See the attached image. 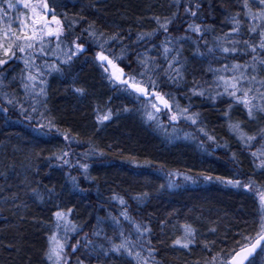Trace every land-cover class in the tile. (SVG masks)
Wrapping results in <instances>:
<instances>
[{
    "label": "trees",
    "instance_id": "trees-1",
    "mask_svg": "<svg viewBox=\"0 0 264 264\" xmlns=\"http://www.w3.org/2000/svg\"><path fill=\"white\" fill-rule=\"evenodd\" d=\"M62 2L64 7L57 9V15L65 35L86 41V51L65 63L63 53L70 47V39L46 37L43 49L47 55L38 48L34 55L40 61L45 59L50 75L43 93L39 91L44 97L32 99L34 102L24 101L18 94L26 92L20 78L25 72L23 59L5 66L6 73L13 72L15 79L6 89L0 88V264H51L45 253L48 237L56 231L54 214L69 209V220L76 227V232H69L72 244L80 240L83 245L91 239L97 248L101 243L107 246L105 235L119 242L117 233L122 230L145 247L150 241L157 264H209L212 257H218L215 264H220L226 252L238 243H247L244 237H256L261 219L254 192L225 182L240 179L244 183L251 178L264 186V175L257 167L259 159L251 155L264 141L247 148L230 125L239 123L246 135L259 139L264 135V117L249 119L241 105L229 107L208 86L214 83L222 63H244L250 58L224 60L219 52L213 56L204 41L185 32L186 25L177 20L167 35L175 38L172 46L181 52L178 67L183 79L172 83L165 79V73L152 75V79L155 90L172 103L173 109L178 104L179 109L188 108V115L198 114L197 124L190 120L173 124L162 115L158 125L144 114L152 111V99L137 98L108 78L94 58L101 50L97 40L102 43L119 35L118 41L105 44V54L123 55L116 62L127 76L143 71L137 61L145 56L155 57L158 66L166 67L162 47H152V43L161 45L165 35L158 33L152 42L139 43L137 37L157 30L155 17L179 12L182 19L192 22L183 11L187 0H179V7L174 6L177 0ZM203 9L201 19L206 18L211 29L205 40L213 47L217 38L230 31L228 18L240 8L233 0H206ZM69 21L74 22L72 28H68ZM90 24L98 34L96 38L83 31ZM185 35L191 40L179 44ZM136 78L143 79L145 86L149 83L146 77ZM197 84L205 90L204 96L190 91ZM21 105L28 111L22 112ZM109 110V120L98 119ZM49 122L60 132L50 130ZM60 133L76 142L66 141ZM64 152L69 153L65 157L68 164L56 158ZM85 163L87 172L80 167ZM185 176L191 179L185 180ZM122 211L150 232L139 237L130 220L120 215ZM112 217H118L120 224ZM186 225L195 230V236L189 248H182L174 240L184 241ZM100 229L101 235L94 236L93 232ZM62 233L63 228L58 235ZM91 249L88 245L76 253L69 250L70 264H76L77 258L84 264H129L128 259L108 262L103 256L97 258ZM253 260L254 264H264V254L260 251Z\"/></svg>",
    "mask_w": 264,
    "mask_h": 264
},
{
    "label": "snow or ice",
    "instance_id": "snow-or-ice-1",
    "mask_svg": "<svg viewBox=\"0 0 264 264\" xmlns=\"http://www.w3.org/2000/svg\"><path fill=\"white\" fill-rule=\"evenodd\" d=\"M205 2L206 0H187V6L183 8V11L192 22L182 19L179 12H175L171 16L155 17V23L158 25L157 30L153 33L138 35V43L143 41L152 42L158 33L165 35L161 45L152 43V47L154 49L162 47L166 67L158 66L155 57L145 56L137 61L143 71L136 75L126 76L124 69L119 67L116 62L117 60H122L123 55L116 56L111 51L105 54V44H109V40L118 41L120 39L119 35H113L102 43L97 40V46L101 50L94 54V58L100 62V66L108 73V78L113 82H119L120 85L124 86L125 90H130L131 94L137 95V98L151 95L152 100L158 102V104L151 103L153 111H145L144 114L148 121H155L159 125L158 113L160 112V106H162L169 113L170 122L184 118L185 120H190L192 124H197L195 117L198 114L188 115V108L179 109L177 104V111L173 112V105L169 103V100L164 95L155 90L157 85L155 80L152 79V75H158L159 73H165V79L172 83H178L183 79L181 68L178 67L181 64V52L179 48L172 46L175 38L167 35L169 26L174 25L177 20L186 25L185 32L197 35L199 40L204 41V47L213 56L219 52L224 54V60H236L237 57H240V59L250 58L245 60L244 63H222V67L216 71L214 83L209 85L208 88L214 89L216 97L226 100L229 107L233 104L241 105L246 110L249 119L255 120L257 117H264V0H233L234 5H238L240 11L228 18V23L231 25L230 31L225 33L223 38H217V42L213 47H208V42L205 40V36L211 29L207 26L206 18L201 19ZM174 6H180L179 0ZM61 7H64L62 0H52L51 3H49V0H15V2L13 0H0V81L6 79L4 73L7 69L5 66L9 65L10 61L23 59L24 68L27 70V75L25 76L24 73H21L20 77L23 88L26 92L35 90L38 78L43 75L39 68H36L37 75H33L30 70L34 67L33 54L35 50L38 48L40 53L47 55L43 49L46 37H55L58 41L62 36L64 39H70V34L65 35L64 24L57 15V9ZM254 7L255 11L253 10ZM209 9L211 10V5H209ZM10 10L15 15H9ZM196 21H199V23ZM14 24L16 27H13ZM51 25H54V27ZM73 25V21L68 22V28H72ZM83 31L87 32L88 36L92 38H96L98 35L95 31H92L91 24ZM100 35L102 36V34ZM190 40L191 36L185 35L179 38L178 43L182 45ZM77 41H80V37L70 39V47L63 53L66 56L65 63L70 62L73 57L86 51V41ZM193 43L198 42L193 41ZM57 48H59V44H57ZM19 54L25 55L20 56ZM200 55L203 56L204 53H200ZM109 67L111 71H109ZM54 70L59 71V69ZM137 75L142 78L146 77L149 81L148 85H144L143 79L137 80ZM39 83L43 85L45 82L43 79H39ZM43 91L44 88L41 87L40 92L43 93ZM75 91L83 94L81 89H76ZM190 91L193 95H205V90H202V86L199 84L190 89ZM208 94L210 98H213L210 91ZM7 103L9 105L13 104V100L7 99ZM20 107L22 112L28 111L23 105ZM3 110L7 111L6 108ZM32 111L36 112L37 109L33 107ZM40 115L43 114L40 113ZM111 115V110H109L102 118L98 117V119L106 121L111 118ZM26 118L31 119L30 116ZM48 127L50 130L54 128L56 132H60L59 128H56L51 122H49ZM230 127L238 134L239 140L247 148H252L255 143L264 141V135H261L259 139L246 135L239 123L230 125ZM200 131L203 132V129L201 128ZM60 134L66 141L70 143L76 142L74 138L70 139L68 134ZM204 135L207 136V133H204ZM208 139L213 138L209 136ZM93 154L100 155V153L95 151ZM68 155V152H64L56 158L63 160L64 164H68L69 161L65 159ZM251 155L259 159L257 167L262 170L260 174L264 175V144H261L257 151H252ZM80 167L87 172L88 165L86 163L80 165ZM184 179L190 180L191 177L185 176ZM204 179L211 180L212 178L204 177ZM225 183L233 187L253 191L259 199L261 219L258 222L259 230L256 233V237L254 239L252 237H244L247 243H238L236 248L226 252L220 260V264H254V260L249 258L253 256L257 248H260L261 253L264 254V186H258L256 181L251 178L244 183L240 179L227 180ZM120 203L122 205L125 204L122 198ZM70 213L71 209L68 212L57 211L54 214L56 217V231L48 237L49 247L45 253L46 260L50 261L51 264H70L69 250L71 253H76L81 248H87L88 245H92L91 251L96 254L97 258L103 256L108 262H113L115 259H128L129 264H133V262L134 264H157L154 256L155 249L151 246L150 241L145 247V244L139 239H133L131 233L125 235L122 230L117 233L119 242H116L115 238L105 235L107 246L101 243L97 248L91 239L86 240L83 245L80 240H77L75 244L70 243L72 237L69 236V232H76L75 225L69 220ZM120 215L124 219L130 220L135 233L139 237H143L145 232H150L148 227L132 221L126 211H122ZM112 219L114 223L120 224L118 217H112ZM61 222H63V225ZM61 228H63L64 232L63 237L58 235ZM102 231V229L94 231L93 235L99 237ZM194 236L195 230L186 225L184 241L175 239L174 244L180 245L182 248H189ZM217 259L218 257H212L209 264H215ZM76 264H84V262L77 258Z\"/></svg>",
    "mask_w": 264,
    "mask_h": 264
},
{
    "label": "rangeland",
    "instance_id": "rangeland-1",
    "mask_svg": "<svg viewBox=\"0 0 264 264\" xmlns=\"http://www.w3.org/2000/svg\"><path fill=\"white\" fill-rule=\"evenodd\" d=\"M13 2H15V0H13ZM21 10L23 11V9H21ZM9 15H15V13L10 10L9 11ZM49 19H50V16H49ZM51 26L54 27V25H51ZM13 27H16V25L14 24ZM33 57H36V60H33L34 67L31 68L30 70L32 71L33 75H37L36 68H39L40 72L43 75L38 78L37 87L35 88V90H29L28 92H24L23 91V92H19L18 93V94H20V96H23L22 99L24 101L27 100L28 102H34L32 99H37V100L39 99L40 100V99H42L44 97V95L39 94L40 93L39 91H40L41 87L45 88L44 84L47 82V77H49V75H50V72L48 71L49 67L47 66V63H46L45 59L40 61L39 58L36 55H34V54H33ZM6 69H8V68L6 67ZM109 71H110V68H109ZM9 73H11V72L9 71L8 73H6V72L4 73V75L6 76V79H3L2 81H0V88H2V89L5 88L6 89L7 88V83L9 84L12 81L13 77H15V74L13 72L10 75H9ZM24 75L25 76L27 75V70H25ZM39 79H43L45 83L43 85H41L39 83ZM151 103H156V102L151 101L150 104ZM152 111H153V109H152ZM175 111H177L176 108L173 109V112H175ZM162 115L167 117V118L169 117V113L167 112V110H165L163 107H160V112L158 113V117H161ZM168 120H169V118H168ZM181 120H185V119L184 118H180L179 120L172 121L171 123L176 124V123H179ZM59 236L63 237L64 233L59 234Z\"/></svg>",
    "mask_w": 264,
    "mask_h": 264
},
{
    "label": "water",
    "instance_id": "water-1",
    "mask_svg": "<svg viewBox=\"0 0 264 264\" xmlns=\"http://www.w3.org/2000/svg\"><path fill=\"white\" fill-rule=\"evenodd\" d=\"M109 68H110V67H109ZM110 71H111V68H110ZM144 98H146V99H151L152 97H151V95H149L148 97H144ZM259 251H260V248H257L256 252H255V253L253 254V256L250 257L249 259L252 260V259L258 254Z\"/></svg>",
    "mask_w": 264,
    "mask_h": 264
},
{
    "label": "bare ground",
    "instance_id": "bare-ground-1",
    "mask_svg": "<svg viewBox=\"0 0 264 264\" xmlns=\"http://www.w3.org/2000/svg\"><path fill=\"white\" fill-rule=\"evenodd\" d=\"M258 124H259V121H257V122L255 123V125H258ZM177 233H178V231L176 232V234H177ZM176 234H175V235H176ZM259 252H260V251H259ZM256 256H257V255H256ZM256 256H255V257H256ZM255 257H254V258H255ZM254 258H253V259H254ZM253 259H252V260H253Z\"/></svg>",
    "mask_w": 264,
    "mask_h": 264
}]
</instances>
